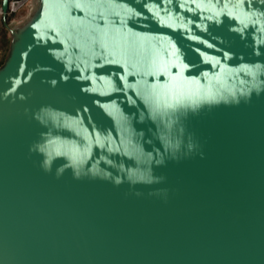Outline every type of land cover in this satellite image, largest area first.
Listing matches in <instances>:
<instances>
[{
    "label": "water",
    "instance_id": "1",
    "mask_svg": "<svg viewBox=\"0 0 264 264\" xmlns=\"http://www.w3.org/2000/svg\"><path fill=\"white\" fill-rule=\"evenodd\" d=\"M0 66V264H264V0H35Z\"/></svg>",
    "mask_w": 264,
    "mask_h": 264
},
{
    "label": "rangeland",
    "instance_id": "2",
    "mask_svg": "<svg viewBox=\"0 0 264 264\" xmlns=\"http://www.w3.org/2000/svg\"><path fill=\"white\" fill-rule=\"evenodd\" d=\"M1 4L2 0H0V6ZM37 8L38 3L36 4L35 0L27 2L17 12L7 15L9 24L15 28L22 27L26 22L30 20ZM12 38V33L4 25L2 15H0V66L3 64L5 58L7 57Z\"/></svg>",
    "mask_w": 264,
    "mask_h": 264
},
{
    "label": "built area",
    "instance_id": "3",
    "mask_svg": "<svg viewBox=\"0 0 264 264\" xmlns=\"http://www.w3.org/2000/svg\"><path fill=\"white\" fill-rule=\"evenodd\" d=\"M31 0H9L8 4V14H13L21 9L27 2ZM3 10L0 6V15H2Z\"/></svg>",
    "mask_w": 264,
    "mask_h": 264
}]
</instances>
